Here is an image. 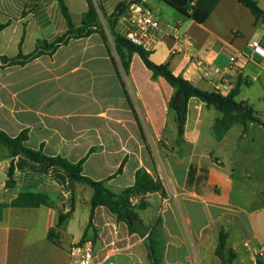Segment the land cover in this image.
<instances>
[{
    "label": "crops",
    "instance_id": "1",
    "mask_svg": "<svg viewBox=\"0 0 264 264\" xmlns=\"http://www.w3.org/2000/svg\"><path fill=\"white\" fill-rule=\"evenodd\" d=\"M90 1L105 36L95 32L24 64L5 65L3 57L29 56L39 43H54L68 23L58 0H0V129L11 137L26 132V146L47 156L82 161L84 176L114 193L134 186L142 170L162 179L170 199L150 194L139 214L150 228L162 220L163 264H221L216 251L222 230L228 235L226 256L235 254L231 264H264L254 258L264 245V166L261 175L242 177L239 197L231 166L251 132L249 152L264 147V127L249 124L245 131L235 125L218 139L221 113L192 98L180 139L170 106L174 88L154 78L138 54L127 72L106 29L126 0H65L76 28ZM256 1L264 9V0ZM143 6L161 24L152 62L169 64L175 76L206 92L228 96L237 89V101L252 106L264 122V58L250 46L256 40L264 46L262 20L239 0H221L204 24L162 0H144ZM119 26L120 19L117 32ZM183 34L192 44L180 48ZM0 162V264H78L70 249L81 244L88 227L93 188L81 182L72 188L60 167L21 155L12 159L2 144ZM12 162L15 184L8 187ZM253 185L260 187L255 189L260 197L245 196L242 202ZM69 213L56 244L49 232ZM93 222L87 241L95 264H150L145 239L130 234L106 207L96 209Z\"/></svg>",
    "mask_w": 264,
    "mask_h": 264
},
{
    "label": "trees",
    "instance_id": "2",
    "mask_svg": "<svg viewBox=\"0 0 264 264\" xmlns=\"http://www.w3.org/2000/svg\"><path fill=\"white\" fill-rule=\"evenodd\" d=\"M58 1L61 13L68 23V31L66 34L58 38L57 41L52 44L39 43L36 51L32 55H20L15 59H9L7 57L1 58L5 65L24 64L42 55L44 51L54 52L60 46L68 43L71 39L85 38L95 32H99L105 36L104 29L99 21L98 10L91 1L88 11L83 16L82 26L79 28L73 25L65 0ZM162 1L183 16L192 19L198 24H204L221 0ZM239 2L249 9L257 20H262L264 24V9L259 6L256 0H239ZM134 3L143 5L144 0H126L119 4L115 12L108 19V27L111 30L116 50L127 72L129 71L133 56L138 54L146 67L152 71L154 78L162 77L174 88L170 106L176 114L180 139L184 137L188 119V104L192 98H197L207 107L214 108L221 113V118H219L215 124V132L218 139H222L226 132L235 125H241L245 131H247L249 124H257L264 127V122L257 117L252 106L246 102L237 101V89L228 96H223L218 92L200 90L183 77L175 76L169 64L157 65L152 62L150 59L151 51H147L143 47L131 43L120 35L119 32L116 31L118 21L125 11ZM3 28L4 26H0V31ZM27 140L28 135L26 132L21 133L17 137H11L0 129V144L9 150L12 159L21 155L35 163L46 164L49 167H60L69 174L72 188L76 182L87 184L93 188L94 195L91 202L90 221L81 241V245L88 242V232L90 230L95 231L93 222L95 212L98 207L102 206L106 207L114 214L118 221L124 222L130 234H136L145 239L150 264H163L165 240L162 220L158 219L155 225L150 228L145 225L139 214V210L145 209L149 205L146 199L148 195L161 193L162 196H167L165 186L160 179H155L149 173L142 170L138 172L134 186L126 188L120 193H114L106 187L104 182L93 181L84 176L82 161L79 163H72L63 157L47 156L41 150L36 151L28 148L26 146ZM8 175L9 179L7 185L8 187H13L15 184V166L13 162L9 167ZM135 198L140 199L138 204L133 203ZM70 216L71 213L62 215L55 229L49 232V238L54 241V243H60L61 231ZM227 240L228 235L222 230L219 235V244L216 251V254L222 261L221 264H231L235 259L234 252H230V255L226 256Z\"/></svg>",
    "mask_w": 264,
    "mask_h": 264
},
{
    "label": "built area",
    "instance_id": "3",
    "mask_svg": "<svg viewBox=\"0 0 264 264\" xmlns=\"http://www.w3.org/2000/svg\"><path fill=\"white\" fill-rule=\"evenodd\" d=\"M161 31L160 21L152 14V12L143 5L134 3L120 17L119 34L129 40L131 43L143 47L147 51L154 48L158 32ZM192 39L189 35L183 34L178 39V46H190ZM251 48L254 53L260 58H264V46L260 41L256 40L251 43ZM236 58L230 59L233 69H236ZM2 163L0 162V167ZM162 181V179H160ZM163 182V181H162ZM164 184V183H163ZM165 186V185H164ZM176 198V195H174ZM170 198H164V202ZM138 198L134 199L133 203L137 204ZM70 256L77 261L78 264H95L94 263V247L91 242L73 246L70 249ZM254 258L257 262L264 263V245L259 247L254 252Z\"/></svg>",
    "mask_w": 264,
    "mask_h": 264
},
{
    "label": "rangeland",
    "instance_id": "4",
    "mask_svg": "<svg viewBox=\"0 0 264 264\" xmlns=\"http://www.w3.org/2000/svg\"><path fill=\"white\" fill-rule=\"evenodd\" d=\"M169 9H173L172 11H176L174 8H169ZM103 22V21H102ZM101 22V26L104 29V23ZM106 29H108V33H110L109 28L106 27ZM113 37H111L112 39ZM113 40V39H112ZM114 41V40H113ZM253 132H251L248 135V138H245L239 147V151L234 159V162L232 163V167L235 170V187H236V196L239 197V193H240V189H241V185L240 182L242 181V177H244L245 175L248 174H252V175H261L258 174L260 172H263L261 169L264 166V162H262V158L264 157V147H257L256 151L257 153H250L249 152V148H250V139L253 136ZM262 135L264 137V131L262 132ZM264 145V144H263ZM252 162V163H251ZM251 163V165H250ZM230 164H228L229 166ZM249 190L244 194V196H242V202H244V198L245 196H250L253 195V198L256 199L258 198V196L260 197V193H257V191L255 189L260 188L256 185L253 186H248ZM241 194V193H240ZM247 200H249L247 198ZM240 201V200H239ZM248 202V201H245Z\"/></svg>",
    "mask_w": 264,
    "mask_h": 264
}]
</instances>
